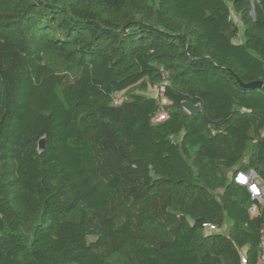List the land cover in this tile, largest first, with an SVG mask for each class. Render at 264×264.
I'll return each instance as SVG.
<instances>
[{"label": "trees", "instance_id": "trees-1", "mask_svg": "<svg viewBox=\"0 0 264 264\" xmlns=\"http://www.w3.org/2000/svg\"><path fill=\"white\" fill-rule=\"evenodd\" d=\"M256 81L264 0H0V264H257Z\"/></svg>", "mask_w": 264, "mask_h": 264}, {"label": "built area", "instance_id": "built-area-1", "mask_svg": "<svg viewBox=\"0 0 264 264\" xmlns=\"http://www.w3.org/2000/svg\"><path fill=\"white\" fill-rule=\"evenodd\" d=\"M166 81H163L156 89V94L154 97L159 101V107L155 115L151 118L152 122H159L168 117V110L166 105L169 104V101L164 97V90ZM118 100L115 99V103ZM233 180L242 186H244L249 193L252 203L249 207V215L251 217L257 216L264 211V182L260 179L257 172L253 169L248 171H238L233 176ZM205 227L215 230V226L211 224H204ZM259 256L257 264H264V227L260 230V241H259ZM241 263H246V257L244 251L240 252Z\"/></svg>", "mask_w": 264, "mask_h": 264}, {"label": "water", "instance_id": "water-1", "mask_svg": "<svg viewBox=\"0 0 264 264\" xmlns=\"http://www.w3.org/2000/svg\"><path fill=\"white\" fill-rule=\"evenodd\" d=\"M251 14L253 15V12H251ZM246 86L252 87V88H261L263 85L262 81H256V82H252L247 84ZM183 109L190 113V114H199L201 112V105L200 104H193L189 101H182L181 103ZM44 142L45 139L41 138L38 142V147L39 149H43L44 148Z\"/></svg>", "mask_w": 264, "mask_h": 264}, {"label": "rangeland", "instance_id": "rangeland-1", "mask_svg": "<svg viewBox=\"0 0 264 264\" xmlns=\"http://www.w3.org/2000/svg\"><path fill=\"white\" fill-rule=\"evenodd\" d=\"M233 17H234V19H235V16H234V15H233ZM156 89H157V88H155V87H151V88H149L148 93H149L150 95H155V94H156ZM124 97H125V96H124V94H123L122 92H119V93L116 94V99H117L118 101H121Z\"/></svg>", "mask_w": 264, "mask_h": 264}]
</instances>
